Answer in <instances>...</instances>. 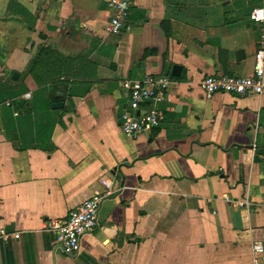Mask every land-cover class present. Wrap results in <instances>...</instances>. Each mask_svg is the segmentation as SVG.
<instances>
[{
  "label": "crops",
  "instance_id": "1",
  "mask_svg": "<svg viewBox=\"0 0 264 264\" xmlns=\"http://www.w3.org/2000/svg\"><path fill=\"white\" fill-rule=\"evenodd\" d=\"M257 6L134 0L108 34L106 0H0V229L18 234L0 264H264V92L200 87L252 73ZM162 74L161 122L126 135L121 80ZM102 180L96 228L64 253L44 222Z\"/></svg>",
  "mask_w": 264,
  "mask_h": 264
},
{
  "label": "built area",
  "instance_id": "2",
  "mask_svg": "<svg viewBox=\"0 0 264 264\" xmlns=\"http://www.w3.org/2000/svg\"><path fill=\"white\" fill-rule=\"evenodd\" d=\"M134 0H106L109 17L104 27L108 34H119L125 27L127 16ZM249 19L258 26V46L254 52L252 73L247 76L213 74L204 77L200 87L204 95L210 97L217 92L230 94H261L264 92V6L254 7ZM170 77L166 75H146L142 78H124L120 86L127 106L121 113V129L136 137L159 124L163 118L161 104L167 99ZM103 193H96L70 209L64 217L44 222L55 236L57 246L66 254H77L81 238L93 232L97 226L98 209L105 196L110 195L111 185L102 180ZM18 234H9L0 229V237L8 240ZM253 249L262 252L259 245Z\"/></svg>",
  "mask_w": 264,
  "mask_h": 264
},
{
  "label": "water",
  "instance_id": "3",
  "mask_svg": "<svg viewBox=\"0 0 264 264\" xmlns=\"http://www.w3.org/2000/svg\"><path fill=\"white\" fill-rule=\"evenodd\" d=\"M179 69H180V66L178 65H173L172 66V75H178V72H179ZM16 74H13V77L15 76ZM63 104L60 103V102H56V103H53L52 106L53 107H61Z\"/></svg>",
  "mask_w": 264,
  "mask_h": 264
}]
</instances>
